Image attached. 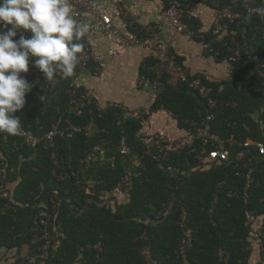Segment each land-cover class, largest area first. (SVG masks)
<instances>
[{"label":"trees","instance_id":"obj_1","mask_svg":"<svg viewBox=\"0 0 264 264\" xmlns=\"http://www.w3.org/2000/svg\"><path fill=\"white\" fill-rule=\"evenodd\" d=\"M206 1L213 8L227 6L241 13L237 20L223 21L226 32L218 37L212 35L211 27L202 31L198 20H185L194 35L201 34L219 54L218 60L228 56L227 46L240 42V59L230 64L227 80L199 75L211 87L216 101L207 147L212 149L210 142L221 141L230 152L229 161L204 164L187 152L189 147L168 151L155 161L145 153L156 150L152 137H142L141 118L126 116L114 105L97 109L90 98L89 102L81 99L86 91L81 86L72 87L69 79L58 76L53 87L39 74L26 75L33 87L26 94L24 108L14 114L19 115L22 129L41 136L58 122L65 131L76 127L79 132L55 136L35 148L26 146L19 135L0 132L4 182L0 193L2 189L9 192V198H0V250L16 249L19 254L23 244L32 246L40 233L39 218H43L50 230L60 231L61 237L41 264H260L258 249L247 248L249 228L244 225V214L253 211L257 220L264 216V155L254 145L243 144L246 139L264 144V17L244 11L240 0ZM187 3L169 1L164 8L187 9L193 2ZM175 59L181 64L177 54ZM156 65V60L148 57L140 76L152 81ZM175 77L170 66L162 68L158 93L149 111L162 105L174 113L178 127H185L186 120L199 124L207 111L204 101ZM42 86L52 94L36 96L35 91ZM75 97L79 106L72 102ZM230 135L234 142L229 146ZM121 136L125 137L128 154L119 153ZM201 143L198 137L192 145L199 149ZM239 150L245 152L242 161L234 159ZM248 159L252 171L246 187L243 174L247 168L243 165ZM166 167L179 178L170 175ZM127 169L134 173L129 197L108 208L97 206L94 202L114 187ZM71 172L86 174L83 187H89V192L76 183ZM181 208L187 216L185 229L178 220ZM182 238L189 245L180 256L176 250ZM97 244L100 249L95 248ZM144 248L149 258L142 254ZM19 258L13 264H19Z\"/></svg>","mask_w":264,"mask_h":264},{"label":"built area","instance_id":"obj_2","mask_svg":"<svg viewBox=\"0 0 264 264\" xmlns=\"http://www.w3.org/2000/svg\"><path fill=\"white\" fill-rule=\"evenodd\" d=\"M240 1L242 3L244 11H246L250 15L257 13L256 9L258 7L264 6L262 5L261 0H258L257 3H253V0ZM72 3L76 18L81 22H88L90 25L89 32L83 39L85 48L79 66L86 67L89 63H100L101 56L91 47L90 38L98 33H101L103 35L112 37L115 43L118 45L136 46L152 51L153 58L157 62L156 68L154 70L155 78L152 81H149L146 77L141 76L140 83H148V86L150 87V90L155 97L158 93V81L161 77L162 68L167 65L173 69L178 79L186 82L188 87L193 92H195L200 97V99L204 101V106L207 111L205 117L201 120V122L198 124L195 121H184L186 125L185 130H187V132L192 137L189 142L173 140L169 129L172 123L175 122L177 124L174 113L161 105L158 109L165 112L166 121L153 136L152 142L155 146V153L152 154L150 152V149H147L145 153L150 155L153 160L159 162L161 155L166 154L168 151H179L186 147H189L187 152L189 154H193L198 161L203 162L204 164L217 161H229L230 152L227 148H223V143L221 141L219 143L210 142V144L213 145L212 149H209L207 147V145L209 144V139L211 137L208 132V125L214 119V110L216 108V101L212 96L211 87L205 85L199 75L192 79H189L188 74L184 70V67L176 61L175 54L171 52L172 44H174L178 38L184 37L186 39L196 38L198 42L201 43L202 47L212 53L215 58L219 56V54L214 51L208 43H205L202 40L201 35H194L192 30L189 28L188 23L185 21L190 19H199V12L196 6H190L187 9L174 6L163 8L160 11L159 17L154 24H151L142 30L134 29L129 33L123 34L114 27L109 16L102 14L99 11L98 7L95 6L93 0H72ZM258 15L260 18L264 17V14ZM240 17L241 13L239 11H233L227 6H223L220 9H217L211 24L212 35L218 37L226 32L223 26V21L232 22L239 19ZM158 30H160L163 34V39L161 41L152 39L153 34ZM27 35H30V33H27ZM227 48L229 54L223 61L227 66H230L232 62L238 61L240 59V42L237 41V43L233 47L227 46ZM106 54L113 55L114 50L108 49L106 51ZM46 90L47 87L42 86L40 89L35 91V95L39 96L42 93L46 92ZM81 99L87 100L89 102V98L85 95H82ZM78 112L79 111L77 109V113ZM200 125L202 126L201 128ZM196 128L197 132L195 130ZM70 129L71 130L65 131V129L59 128L58 122H55L51 125V128L48 131H45L41 136L29 134L24 129H22V132L19 136L26 146L35 148L42 141H52L55 136H71L73 132H79V128L71 127ZM200 131L201 134L199 135ZM198 137H201L202 139V143L199 149L192 145L195 139H197ZM3 139H5V136H3ZM233 142L234 137L233 135H230V137L227 139V143L230 146ZM248 145H254L258 149V152L261 155H264L263 143L246 139L243 146L247 147ZM97 149L98 148H94V151ZM118 150L121 154L129 153V148L126 144L124 136L120 137ZM243 158H245L244 150H239L234 155V159L237 161H242ZM51 159L53 160L54 165L57 166L58 160L54 152H52L51 154ZM249 164L250 159H248V161L243 165V168H247L246 173L243 174L246 180V187L251 180L250 175L252 169L249 167ZM135 165L138 167L141 166L138 161H135ZM164 169L168 173H170V175H175L177 176L176 178H179V176L175 174L171 167H166ZM52 173L56 175L55 169L52 170ZM71 174L76 178V183L78 185H82V188H85V190L89 192V187H83L84 182L86 181V174H84L83 172H81L80 175H77L74 172H71ZM133 175L134 173L131 170L127 169L126 173L122 175L117 184L110 190L104 192L103 196H101V198L99 200H96L94 203L99 207L108 208L113 204L122 202L123 199H127L129 197V191L133 184ZM58 178L62 177L59 175ZM3 183L4 182L1 180L0 171L1 187L3 186ZM228 194L231 195L233 194V192L229 191ZM0 198H9V192L2 189ZM4 207H10V205L5 204ZM244 217V225L249 228L247 248L256 247L260 253L257 262L260 264H264V253H262L264 240V216H262L260 220H257V217L253 211L246 210ZM186 219V211L184 210V208H181L178 220L183 229L186 228ZM47 225L48 224L45 219L39 218L37 230H39L40 233L38 235H35V242L32 245V248L26 256L21 257L19 264H41L42 261L48 259L51 256L52 251L56 247L61 237V233L57 229L50 230ZM188 245L189 243L187 239L182 238L178 245V249L176 250L177 253L180 256H183ZM95 248L100 249V245L97 244ZM142 254L149 258L147 248H144L142 250Z\"/></svg>","mask_w":264,"mask_h":264},{"label":"crops","instance_id":"obj_3","mask_svg":"<svg viewBox=\"0 0 264 264\" xmlns=\"http://www.w3.org/2000/svg\"><path fill=\"white\" fill-rule=\"evenodd\" d=\"M102 14L111 18L114 27L123 34L134 29L142 30L154 24L164 8L166 2L178 1L179 3L193 2L199 12L201 30L211 27L216 8L211 7L206 0H93ZM188 4V3H187ZM89 25L88 22H85ZM90 26V25H89ZM201 35V34H200ZM152 39L161 41L163 34L160 30L155 32ZM91 47L101 56L100 63H90L86 67L78 65L74 77L69 78L70 84L75 89L82 87L86 96L93 101L97 109L105 110L114 105L122 109L126 116H138L141 118L142 137H152L166 121L164 111L154 109L149 111L155 96L151 92L148 83H140V69L144 61L152 56V51L136 46L118 45L110 36L101 33L90 38ZM172 50L181 58V64L188 75L205 76L210 80H227L229 78V66L223 60H218L212 53L204 49L198 40L180 37L172 44ZM113 49V55H107L106 51ZM43 74L34 66H29V71L23 76L31 74ZM177 78V77H175ZM58 82L57 80L53 85ZM47 87V86H46ZM53 91L40 96H50ZM78 97L73 99L77 105ZM91 131V130H90ZM170 134L173 140L189 142L192 137L174 122L170 126ZM201 134V131L199 135ZM32 246L23 244L19 254L16 249L0 250V264H13L17 257L26 256Z\"/></svg>","mask_w":264,"mask_h":264},{"label":"clouds","instance_id":"obj_4","mask_svg":"<svg viewBox=\"0 0 264 264\" xmlns=\"http://www.w3.org/2000/svg\"><path fill=\"white\" fill-rule=\"evenodd\" d=\"M256 11L264 14V6ZM88 32L89 25L76 18L72 0H0V132H22L14 114L24 108L33 87L21 75L29 71V61L43 74V82L72 78Z\"/></svg>","mask_w":264,"mask_h":264}]
</instances>
